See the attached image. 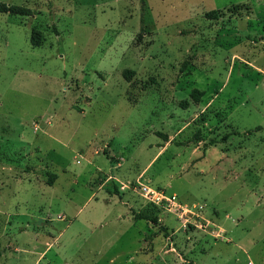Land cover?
I'll return each mask as SVG.
<instances>
[{"label":"rangeland","instance_id":"rangeland-1","mask_svg":"<svg viewBox=\"0 0 264 264\" xmlns=\"http://www.w3.org/2000/svg\"><path fill=\"white\" fill-rule=\"evenodd\" d=\"M1 3L0 264H264V0Z\"/></svg>","mask_w":264,"mask_h":264},{"label":"built area","instance_id":"built-area-1","mask_svg":"<svg viewBox=\"0 0 264 264\" xmlns=\"http://www.w3.org/2000/svg\"><path fill=\"white\" fill-rule=\"evenodd\" d=\"M143 197L146 198L149 202H153L157 205L165 204L166 209H172L175 211L177 218L184 219L189 218L188 214L191 213L190 209L180 203L174 195L166 197L164 194L153 190L148 186L142 187Z\"/></svg>","mask_w":264,"mask_h":264},{"label":"trees","instance_id":"trees-1","mask_svg":"<svg viewBox=\"0 0 264 264\" xmlns=\"http://www.w3.org/2000/svg\"><path fill=\"white\" fill-rule=\"evenodd\" d=\"M0 13L2 14H10V15H19V16H30L32 14L31 10L24 6L17 5H6L0 4ZM30 43L34 47H38L41 44L40 33L37 30H32L30 35ZM130 71H124V77L128 78V73Z\"/></svg>","mask_w":264,"mask_h":264}]
</instances>
